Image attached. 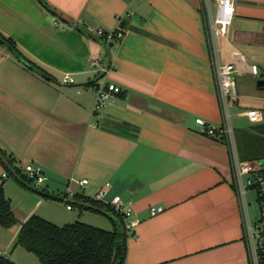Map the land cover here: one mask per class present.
<instances>
[{"label": "crops", "instance_id": "1", "mask_svg": "<svg viewBox=\"0 0 264 264\" xmlns=\"http://www.w3.org/2000/svg\"><path fill=\"white\" fill-rule=\"evenodd\" d=\"M44 1L51 9L39 0H0V34L47 73L0 44V150L25 182L27 165L41 167V189L54 196L25 187L0 162V184L19 202L8 198L17 219L114 229L108 216L71 202L94 199L110 182L102 202L121 196L132 208L125 223L136 222L125 264H250L232 147L196 119L223 125L212 39L219 60L238 71L234 130L257 125L243 113L264 110V0H234L228 30L218 35L204 0ZM88 27L124 37L108 49ZM110 83L121 92L94 115L95 86ZM6 229L0 226V248L13 242ZM9 229L17 238L20 225ZM15 253L7 262L24 264Z\"/></svg>", "mask_w": 264, "mask_h": 264}, {"label": "trees", "instance_id": "2", "mask_svg": "<svg viewBox=\"0 0 264 264\" xmlns=\"http://www.w3.org/2000/svg\"><path fill=\"white\" fill-rule=\"evenodd\" d=\"M39 1L48 9H51L44 0ZM0 38L4 41V45L29 68L47 76L44 70L23 57L12 40L1 34ZM100 40L106 44L104 40ZM116 42L106 44L108 49L114 47ZM222 129L221 127L215 136L221 135L222 140L226 142L227 137L226 134L221 132ZM234 137L239 158L242 161H260L263 164L261 173L264 176V123L252 125L248 129H235ZM0 152L10 166L20 172L15 167L12 159L3 151L0 150ZM0 162L7 172L12 175L5 164L1 160ZM20 183L29 188L23 182L20 181ZM41 195L50 197L44 194ZM76 199L91 203L115 214L121 221L122 227L112 218L110 220L114 225L113 230H105L81 221L59 226L38 215H33L27 221L21 223L12 210L10 200L5 195L3 184H0V226L9 229L20 225L16 245L34 254L41 264H125L129 236L125 216L102 201L87 197H76ZM80 208L83 209L84 207ZM4 262L9 264L7 261Z\"/></svg>", "mask_w": 264, "mask_h": 264}, {"label": "built area", "instance_id": "3", "mask_svg": "<svg viewBox=\"0 0 264 264\" xmlns=\"http://www.w3.org/2000/svg\"><path fill=\"white\" fill-rule=\"evenodd\" d=\"M205 10L210 22V31L213 35L225 34L230 25L232 16L234 14V0H204ZM89 33L95 34L99 39L104 40L106 44L111 42H118L124 37V33L119 30L115 32H105L103 29L87 28ZM212 68L218 89V101L223 115V129L221 132L226 134L227 142L232 147V168L234 173V186L236 193L242 201V207L245 216V238L250 258V264H264V209L261 211V217L255 223L250 220L248 212V204L246 201V194L250 191L257 193L258 199L264 201V176L262 175L263 164L260 161H242L237 153L234 128L231 123V102L238 97V83L236 80V73L238 72L235 65L224 64L219 60L218 50L215 41L212 39ZM250 72L253 75H258L259 68L253 64L250 67ZM66 83L73 82V79L66 76ZM96 100L94 105V115L102 111L108 101L113 98L115 94L121 92V89L114 83L107 85L98 84L95 86ZM245 115L252 124L261 123L264 120V110L260 108H251L246 110ZM197 124L202 127V131L210 136H215L220 128H216L208 124L202 118L196 119ZM25 172L29 178H33V184L37 188H42L47 180V177L41 167L34 165H27ZM7 178V174H3ZM82 185L88 184V180L80 182ZM111 186L110 182L105 184V188L95 196V200L103 201L107 196L108 188ZM111 206L124 216L128 215L132 208L131 205H125L121 196H114ZM163 211L162 207L153 208L152 214H158ZM136 225V222L126 224L127 230H131ZM0 259L4 261L9 260L8 253L0 252Z\"/></svg>", "mask_w": 264, "mask_h": 264}, {"label": "rangeland", "instance_id": "4", "mask_svg": "<svg viewBox=\"0 0 264 264\" xmlns=\"http://www.w3.org/2000/svg\"><path fill=\"white\" fill-rule=\"evenodd\" d=\"M230 114H231V123H232V126L234 127L236 122H235V117L233 115V111L232 109L230 108ZM247 122V120H244V122ZM8 183L10 184V182L13 181L12 178H9L8 180ZM6 181V182H7ZM5 190V189H4ZM7 192H5V195L7 196V198H11L13 203H14V206L16 205V203L18 204V199L17 197L15 198V195L12 194L10 191H9V188L8 190H6ZM246 201H247V204H248V212L250 214V217H251V221L252 223H255L256 221H258L261 217V211L264 209V203L260 204L258 201H257V193L255 191H248L247 194H246ZM92 214H97L95 216L99 217V218H102L103 220H105V222H111L109 221V219H107V217L103 216V215H100L98 213H92ZM255 216H257V220H254L255 219ZM107 220V221H106ZM90 221V220H88ZM95 223V222H94ZM103 225V224H102ZM110 228V226H109ZM104 229V228H103ZM113 229V228H110V230ZM7 231H3V232H8L7 234L10 236V237H13V242H12V245L10 246V248H0V252L2 253H8V254H12V252L14 250H16V253L14 254V258H18L19 261H23L24 264H41L38 260V258L32 254V253H29L27 252L25 249H23L22 247L20 246H17L16 245V242H17V239L15 238V234L13 233L14 231L12 229H6ZM6 243V240L0 238V246L3 247ZM6 251V252H5ZM9 255V256H10ZM25 256H27V258H30L29 260H25L23 259V257L25 258Z\"/></svg>", "mask_w": 264, "mask_h": 264}, {"label": "water", "instance_id": "5", "mask_svg": "<svg viewBox=\"0 0 264 264\" xmlns=\"http://www.w3.org/2000/svg\"><path fill=\"white\" fill-rule=\"evenodd\" d=\"M55 13V12H54ZM59 16V15H58ZM60 18H62L61 16H59ZM0 44H4V41L0 38ZM259 83H264V82H259ZM0 160L3 162V164H5V166L9 169V171L12 173V175L17 178L18 180H20L21 182H23L25 185H27L30 189L34 190L35 192L39 193V194H44V195H47V196H50V197H54L52 196L51 194L49 193H46L45 191H43L41 188H35L33 187V178H29V183L28 182H25L23 181L20 176L17 174V172L12 168V166H10V164L7 162L6 158L4 157V155L0 152ZM72 203L74 204H77L79 206H82V207H85V208H88V209H91V210H94V211H97V212H100L102 214H105L106 216H108L109 218H112V219H115L118 224L122 227V223L121 221L116 217L115 214L111 213V212H108L104 209H101L99 207H97L96 205H93L91 203H86V202H81V201H76V200H71ZM114 259H115V256H114ZM114 259H113V262H114ZM112 262V263H113Z\"/></svg>", "mask_w": 264, "mask_h": 264}]
</instances>
